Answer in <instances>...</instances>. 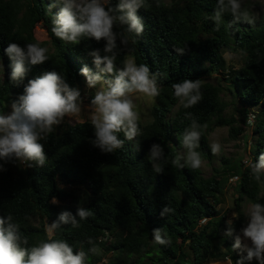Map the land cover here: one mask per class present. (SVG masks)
<instances>
[{
	"label": "trees",
	"instance_id": "trees-1",
	"mask_svg": "<svg viewBox=\"0 0 264 264\" xmlns=\"http://www.w3.org/2000/svg\"><path fill=\"white\" fill-rule=\"evenodd\" d=\"M117 2L111 0L110 6L115 7ZM51 3L0 0V114L11 109L30 79L55 71L70 86L78 87L81 80H86L80 74L82 67L98 71L89 53L100 50L103 56L106 42L84 39L73 45L59 40L51 31L59 6L49 11ZM216 6L217 0H172L170 4L145 0L138 11L144 23L141 35L127 33L126 26L115 29L128 39L127 45L117 40V67L126 58H134L138 65L150 67L160 87V95L153 98L149 110L150 121H139L141 134L135 140H125L124 147L114 153H103L91 143L95 138L91 121L62 124L41 140L47 157L43 167L29 168L13 162L4 165L6 170L0 171V216H13L29 246L49 238L44 223L55 221L62 211L75 216L82 207L93 215L85 220L77 217L78 227L63 225L51 238L66 241L74 251L84 250L87 264L99 261L97 254L89 251L93 246L111 251L108 264H211L229 259L237 264L240 253L232 247L234 240L225 235L227 221L217 216L216 207L230 178H236L238 193L233 227L239 230L245 224L240 210L243 200L264 204V183L251 177L249 166L264 152V24L239 22L230 26L233 18L225 13L217 30L213 19ZM39 23L48 36L45 42L34 35ZM11 42L22 47L38 43L49 49V60L28 64L25 78L12 82L11 61L5 52ZM184 48V54L176 52ZM227 52L242 57V66L230 72L229 82L243 114L248 113L246 108L260 109L252 130L256 138L246 166L241 160L221 159L222 172L215 169L206 178L200 168H181L172 160L185 151L182 136L191 123L185 118L186 112L192 113L199 124H207L201 129L197 149L203 161L213 158L208 136L214 126H228L232 139L242 133L233 119L222 118L227 108L222 95L229 89L207 80L224 69L223 54ZM184 79L202 82L203 99L189 109L180 104L172 88L173 83ZM119 136L124 139L123 133ZM154 143L164 150L162 173H156L148 159ZM61 186L78 190L73 193ZM53 198L57 204L52 203ZM165 207L171 211L162 216ZM157 228L169 243L154 242L152 231ZM89 238L93 244L88 243Z\"/></svg>",
	"mask_w": 264,
	"mask_h": 264
},
{
	"label": "clouds",
	"instance_id": "clouds-1",
	"mask_svg": "<svg viewBox=\"0 0 264 264\" xmlns=\"http://www.w3.org/2000/svg\"><path fill=\"white\" fill-rule=\"evenodd\" d=\"M111 0H52V7L59 6V11L53 16L52 33L61 41L78 45L84 39L105 41L103 56L100 50L89 53L98 71L93 72L86 65L80 69V74L86 78L87 87L100 88L90 100L92 110L91 125L94 129L93 147L103 153H114L122 149L125 140L131 142L141 134L139 125L140 113L136 110L133 94H141L148 98L160 95V87L155 74L151 73L146 64H137L134 58H126L121 67H117L116 59L120 44L127 45L128 39L124 32H117V26H126L127 33L137 36L144 31L143 19L138 11L144 7L145 0H118L115 7L110 6ZM230 13L233 23L254 22L250 12L242 6V0H217L213 19L219 30L223 15ZM11 61L10 79L20 82L27 75L30 65L43 64L49 60V49L38 43H27L23 47L11 42L5 49ZM178 54H184V49H176ZM110 77V78H106ZM174 96L180 104L189 109L202 101V82L200 79H184L173 83ZM82 110V94L78 87L70 86L66 79L55 71L46 72L28 80L23 94L11 104V112L0 114V171L6 170L4 165L13 162L26 167H43L47 159L44 135L50 134L63 122L65 117L77 116ZM185 118L191 121L182 136L184 153L172 160L178 167H189L193 170L203 165L200 152L201 125L186 112ZM255 117L249 113L246 123L254 125ZM123 133L124 139L119 134ZM213 155H218L221 145L213 141L210 145ZM149 162L156 173L164 169L160 162L164 159V150L160 144H152L148 154ZM183 161V163H181ZM251 177L264 183V152H261L254 163L250 165ZM52 203H57L53 198ZM165 207L161 215L170 212ZM93 213L89 209L78 207L74 216L69 211H62L57 219L46 229L48 239L29 246L28 238L22 234L20 225L14 222L13 216H0V264H86L87 253L84 250L74 251L64 240L52 239L56 229L71 224L78 227L77 217L85 220ZM247 222L237 230L231 220L226 222L225 235L234 240V250H238L240 258L237 264H251L253 260L264 264V204L251 203L245 212ZM154 242L165 245L169 241L162 236V229H153ZM89 244H93L91 238ZM89 251L98 254L95 246ZM228 264H232L231 259Z\"/></svg>",
	"mask_w": 264,
	"mask_h": 264
},
{
	"label": "rangeland",
	"instance_id": "rangeland-1",
	"mask_svg": "<svg viewBox=\"0 0 264 264\" xmlns=\"http://www.w3.org/2000/svg\"><path fill=\"white\" fill-rule=\"evenodd\" d=\"M171 1L172 0H164L166 4H170ZM242 5L254 18V22L251 24H264V0H242ZM34 35L39 42H45L48 40L47 33L42 27L41 23L36 25L34 29ZM223 58L225 63L224 69L220 72H217L212 78H208L207 80L214 83L220 82L222 86H225L229 89L228 91L225 90L222 95L223 100L227 103V108L222 114V118L229 120L233 119L235 122L233 125L239 127L242 130V133L239 134L236 139H232L229 136L228 126L213 127L208 136V143L210 145L213 141L219 142L221 145V150L218 155H213L211 162L203 161V165L200 169L203 176L206 178L210 177L215 169L217 170L219 168L218 171L222 172L223 169L221 167V159H227L229 161L241 160V164L243 166L248 164V158L251 154L250 147L254 143L256 136L252 132L253 126L247 125L246 119L249 113H252L255 117L256 113L260 111L259 107H250L248 109L246 108L248 113L243 114L241 109L242 104L235 98L230 87L229 74L234 70H238L242 66L243 61L241 55L239 53L227 52L223 54ZM78 88L82 94V110L80 114L77 116L65 117L63 122L59 125H74L84 121H91V116L93 113L89 106L90 100L94 96L95 92L100 88V85H97L96 88L90 89L87 87L86 80H81ZM133 99L136 104V110L140 113L139 121L141 123L150 121L149 110L154 103L153 98H148L141 94H133ZM10 112L11 109H8L5 114ZM61 187L64 188V190H68L73 193H77L78 190L73 187ZM237 197L238 193L236 190V178H230L224 185L220 204L216 207L217 216H224L226 221L231 220L233 222L236 220L237 212L234 201L237 199ZM249 204L250 203H248L246 200L241 202L240 210L244 217L245 224L247 222L245 212ZM37 224H39V222H37ZM48 226L49 224L44 223V231L46 234V229ZM97 256L99 261L96 264H108L112 259L111 251H106L102 248L99 249ZM211 264H228V260Z\"/></svg>",
	"mask_w": 264,
	"mask_h": 264
}]
</instances>
